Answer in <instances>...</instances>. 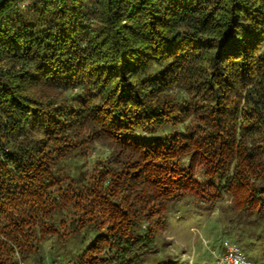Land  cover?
Masks as SVG:
<instances>
[{
    "label": "trees",
    "instance_id": "obj_1",
    "mask_svg": "<svg viewBox=\"0 0 264 264\" xmlns=\"http://www.w3.org/2000/svg\"><path fill=\"white\" fill-rule=\"evenodd\" d=\"M226 194L264 232V0H0V264H141Z\"/></svg>",
    "mask_w": 264,
    "mask_h": 264
},
{
    "label": "rangeland",
    "instance_id": "obj_2",
    "mask_svg": "<svg viewBox=\"0 0 264 264\" xmlns=\"http://www.w3.org/2000/svg\"><path fill=\"white\" fill-rule=\"evenodd\" d=\"M109 153L108 141L98 139L89 144L79 161L94 167L98 158ZM225 240L237 243L256 264H264V232L256 229L248 218L238 215L230 194H226L213 211L204 210L192 201L182 202L172 212L166 230L141 264H219L216 254ZM44 246L47 263L52 264L49 244Z\"/></svg>",
    "mask_w": 264,
    "mask_h": 264
},
{
    "label": "built area",
    "instance_id": "obj_3",
    "mask_svg": "<svg viewBox=\"0 0 264 264\" xmlns=\"http://www.w3.org/2000/svg\"><path fill=\"white\" fill-rule=\"evenodd\" d=\"M219 264H235L236 260H240L241 264H256L241 250L237 243L230 240H225L222 244V249L216 254ZM17 264H26L21 258ZM52 264H71L68 261L57 260Z\"/></svg>",
    "mask_w": 264,
    "mask_h": 264
},
{
    "label": "clouds",
    "instance_id": "obj_4",
    "mask_svg": "<svg viewBox=\"0 0 264 264\" xmlns=\"http://www.w3.org/2000/svg\"><path fill=\"white\" fill-rule=\"evenodd\" d=\"M235 264H241V261L240 260H236Z\"/></svg>",
    "mask_w": 264,
    "mask_h": 264
}]
</instances>
